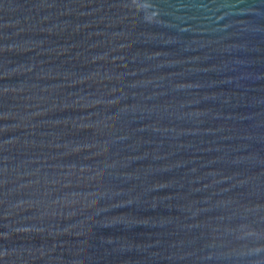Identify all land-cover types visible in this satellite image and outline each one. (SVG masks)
<instances>
[{
  "label": "water",
  "instance_id": "1",
  "mask_svg": "<svg viewBox=\"0 0 264 264\" xmlns=\"http://www.w3.org/2000/svg\"><path fill=\"white\" fill-rule=\"evenodd\" d=\"M0 264H264V0H0Z\"/></svg>",
  "mask_w": 264,
  "mask_h": 264
}]
</instances>
